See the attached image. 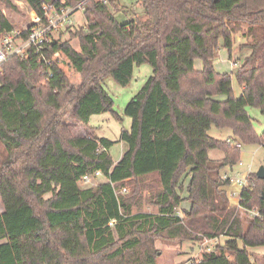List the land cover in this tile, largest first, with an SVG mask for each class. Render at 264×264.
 I'll use <instances>...</instances> for the list:
<instances>
[{
	"label": "trees",
	"instance_id": "obj_1",
	"mask_svg": "<svg viewBox=\"0 0 264 264\" xmlns=\"http://www.w3.org/2000/svg\"><path fill=\"white\" fill-rule=\"evenodd\" d=\"M14 1L0 0V36L13 29L3 9H14ZM20 1L44 23L45 4H80L85 24L70 32L79 50L49 33L41 53L48 66L33 48L0 65V264H156V239L220 236L187 263L254 264L246 247L264 246V179L248 173L238 205H231L220 171L238 160L240 146L232 143H264L246 111L254 106L264 113V0H133L141 11L126 21L115 16L120 0ZM240 31L246 37L240 48L249 53L235 72L241 87L235 96L231 75L218 72L214 61L220 47L230 54ZM54 53L78 73L79 84ZM143 63L152 74L124 107L129 129L117 140L95 135L90 115L114 112L103 78L126 86ZM212 125L228 136H210ZM116 143L124 149L113 160ZM215 148L222 159L208 157ZM95 171L105 180L80 187ZM182 175L188 178L183 198ZM131 182L156 212H133L134 197L115 194ZM184 199L189 206L181 216Z\"/></svg>",
	"mask_w": 264,
	"mask_h": 264
},
{
	"label": "rangeland",
	"instance_id": "obj_2",
	"mask_svg": "<svg viewBox=\"0 0 264 264\" xmlns=\"http://www.w3.org/2000/svg\"><path fill=\"white\" fill-rule=\"evenodd\" d=\"M14 9H3L5 17L11 22L15 28H23L29 24L34 16V12L30 10L29 6L20 0L14 1ZM124 6V7H123ZM120 11L116 13L118 21H126L133 16V13H139L141 8L138 4H134L133 0H120ZM16 10V11H15ZM124 10V11H123ZM123 11V12H122ZM85 19L82 9H77L70 16L69 23L61 26L57 31L53 32V37H60L61 39H69L71 46L79 50L78 39L71 37L70 32L79 26L84 25ZM244 31L237 33L234 39L233 47L230 51L220 47L215 54L214 68L218 72H227L231 75L232 90L235 96L240 95L241 87L239 86L235 72L242 62L243 58L249 53V50L240 45L246 40ZM197 62L195 63L196 66ZM59 66L63 68L68 78L76 85L79 84L80 79L77 72L73 70L71 66H66L62 62ZM152 74V67L148 63L135 65L133 69L132 79L126 86L119 85L112 76L107 75L103 78L102 86L112 97L113 111L102 112L92 114L89 117V124L94 127V134L97 136H103L110 140H117L120 137L122 129H129L131 120L128 116L123 114L126 103L137 93L141 88L145 80ZM247 114L250 116L252 121V127L258 136L264 133V113L260 111L258 107L247 106ZM118 115V116H117ZM68 121L73 125L72 118L67 117ZM73 133H85L82 127L72 126ZM209 135L216 138L225 139L228 136V130H220L214 125L210 126ZM236 143H232L231 146L235 147ZM124 146L121 143L114 144L110 149V154L113 160H116L122 153ZM4 149L0 144V157H3ZM208 157L211 160H220L224 157V152L221 149H209L207 152ZM259 167L264 169V143H241L238 160L232 165H227L220 171L222 176L228 177L231 182L230 185L226 186V191L234 190L239 193L242 186L238 185V180H245L246 176L250 172H256ZM105 180L102 175L98 176L89 183L80 182L79 186L90 187L96 186L98 183ZM188 178L181 176L179 179L180 197L183 198L187 195L185 188L187 185ZM127 196L130 198L134 197V201L138 203L133 206V212L144 211V212H156V207L145 199L146 192L142 190L141 186H136L135 183L131 182L126 185ZM228 191V192H229ZM228 195V194H227ZM237 196H230L229 202L234 205L237 202ZM187 201L181 200L178 209L181 216H183V209L187 205ZM3 211L2 200L0 196V212ZM224 237L220 236L216 242L223 241ZM215 241L209 242L210 244L216 243ZM208 243V244H209ZM200 242L193 241H173L168 239H156L155 246L158 249V257L156 264H181L187 263L195 256H200ZM242 247V244H240ZM246 250L250 253V258L254 264H264V246L246 247ZM188 264V263H187Z\"/></svg>",
	"mask_w": 264,
	"mask_h": 264
},
{
	"label": "built area",
	"instance_id": "obj_3",
	"mask_svg": "<svg viewBox=\"0 0 264 264\" xmlns=\"http://www.w3.org/2000/svg\"><path fill=\"white\" fill-rule=\"evenodd\" d=\"M99 1H105V0H99ZM44 16L46 19V23H44L41 19V17L34 14L31 22L27 25H25L23 28H15L8 32L4 33L2 36H0V65L1 63L11 54H18L20 56L27 55L28 49L33 48L35 53L39 54V59L42 60V62L48 66L49 60L46 59L42 53V49L46 47V44L50 42V36L49 33H52L57 31L61 26H64V24L69 23L70 16L72 15V12L74 13L77 9H81V5H77L74 7H65V8H56L52 7L50 5L45 4L44 6ZM29 29V34L26 39H22L20 37V34L24 30ZM53 57L57 58L56 61L59 65L60 62H62V58L58 53H54ZM63 63V62H62ZM60 67V66H59ZM51 72L48 74L51 76ZM236 146H240L239 143L235 144ZM102 175L100 171H95L91 174L84 175L80 182L83 183H89L98 176ZM224 179H227L230 182L231 180L223 176ZM238 185L244 186L246 184L245 180H238ZM241 187V188H242ZM227 190L228 197L230 196H237V202L234 205H238L239 200V193H237L234 190L229 191ZM127 192V188L125 186L120 187L119 189H115V194H125ZM240 192V191H239ZM252 214H258L257 210H251ZM179 215V210L177 212ZM114 220H111L109 222L110 225H113ZM217 238L206 240L204 239L202 242H200V249H206L207 251H210L213 249L214 244L212 246V243L209 242L215 241ZM209 243V244H208ZM200 250V251H201Z\"/></svg>",
	"mask_w": 264,
	"mask_h": 264
},
{
	"label": "water",
	"instance_id": "obj_4",
	"mask_svg": "<svg viewBox=\"0 0 264 264\" xmlns=\"http://www.w3.org/2000/svg\"><path fill=\"white\" fill-rule=\"evenodd\" d=\"M256 175L258 178H262L264 179V169L263 167H259L257 170H256ZM262 198L264 199V192L262 193Z\"/></svg>",
	"mask_w": 264,
	"mask_h": 264
},
{
	"label": "crops",
	"instance_id": "obj_5",
	"mask_svg": "<svg viewBox=\"0 0 264 264\" xmlns=\"http://www.w3.org/2000/svg\"><path fill=\"white\" fill-rule=\"evenodd\" d=\"M197 65H198V67L200 66V64H199V61L197 62ZM219 98H224V97H219ZM187 206L186 207H184V208H188V206H189V204H188V202H187V204H186ZM195 257H197V256H195Z\"/></svg>",
	"mask_w": 264,
	"mask_h": 264
}]
</instances>
